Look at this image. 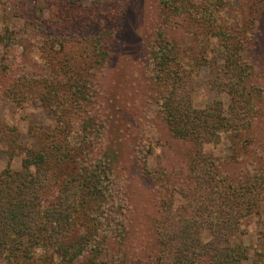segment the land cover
<instances>
[{
	"label": "rangeland",
	"instance_id": "obj_1",
	"mask_svg": "<svg viewBox=\"0 0 264 264\" xmlns=\"http://www.w3.org/2000/svg\"><path fill=\"white\" fill-rule=\"evenodd\" d=\"M71 1L0 0V37L12 39L8 49L0 39V175L6 169L21 171L25 161L37 152L63 149L64 119L84 123L96 116L103 126L96 135L97 159L104 156L115 159L112 162L116 164H111L114 167L110 180V185L111 182L114 185L112 193L115 198L126 197L128 201L127 249L117 252L112 245L108 246L107 254L113 257L123 254L122 259L133 264H158V233L166 223L161 203L173 197L178 211L186 203L178 191L194 181L192 168L199 163L200 154L202 159L227 162L235 156L237 147L223 132L218 141L206 143L199 152L192 142L180 140L171 133L160 113L162 97L171 86L157 79L158 73L154 71L157 62L152 57L163 43L174 42L191 75L190 95L194 107L215 109L225 117L230 107L225 90L229 82L226 61L214 50L216 39L204 37L208 31L204 23L197 25L184 16L169 13L160 0H116L110 5L99 4L96 9L98 0H75L92 11L91 21L66 24L56 21L57 6ZM231 1L234 8L223 18L239 22L247 18L244 23L250 35L242 54L243 64H247L243 86L252 91L261 89L256 97L261 102L259 115L247 117L241 128L238 151L244 153L241 146L246 140H254L253 148L256 144L264 146V110L261 113L264 108V4L259 3L256 10L253 0H239L246 7V16L247 9L251 11L242 17L234 16L237 0ZM105 34L114 35L105 67L82 69L77 76L69 77L70 65L82 61L83 42ZM51 41L64 48L56 45V50H50ZM73 91L78 96L90 97L86 106L79 105L74 112L69 113L65 105L56 112L44 101L56 95L68 98ZM245 156L239 154L234 158ZM145 157L155 172L151 179L143 173L141 163ZM249 158L244 161L246 169L251 168L247 166ZM236 169L228 172L235 173ZM73 170L72 164L50 166L45 180L50 199L60 183L74 174ZM176 185L178 190L175 188L172 192ZM117 199L113 198L114 203ZM259 204L261 217L253 215L241 221L236 236V243L251 249V260L243 264H252L255 249L260 245L258 233L263 228L264 198ZM202 238L205 243L212 239L209 228L203 230Z\"/></svg>",
	"mask_w": 264,
	"mask_h": 264
},
{
	"label": "trees",
	"instance_id": "obj_2",
	"mask_svg": "<svg viewBox=\"0 0 264 264\" xmlns=\"http://www.w3.org/2000/svg\"><path fill=\"white\" fill-rule=\"evenodd\" d=\"M114 1L98 0L95 9L99 4L110 5ZM253 2L256 10L259 3L264 4V0ZM160 3L169 13L207 26L204 37L216 39L214 50L226 61L229 82L225 90L230 98L226 117L215 109H196L190 95L191 75L185 58L174 42L166 41L152 57V61L157 62L154 67L157 79L171 86L160 102L165 123L176 138L192 142L199 152L206 143L218 141L225 132L237 147L234 157L246 156L243 159L231 157L223 162L202 159L200 154L199 163L192 168L194 181L178 191L186 199L185 205L177 211L173 197L161 203L166 223L158 233V264H243L251 260V249L236 243V236L241 221L253 215L261 217L259 203L264 198V146L256 144L253 148L254 140L250 139L242 143L245 154L238 151L243 123L247 117L259 115L261 104L256 98L261 89L252 91L243 86L247 64H243L242 54L250 37L246 31L248 25L244 23L247 18L240 22L232 16L227 21L223 18L234 8L231 0H160ZM57 7L54 15L60 23L92 19V11L78 1L62 2ZM245 8L237 0L234 16L247 17L251 11L247 9L246 16ZM166 17L171 21L169 15ZM90 38L83 42L82 61L70 65L69 77L77 76L82 69L94 70L108 63L106 57L111 53L114 35ZM0 39L7 49L12 46L11 38L10 41L4 37ZM50 45L53 51L56 45L64 48L55 41ZM89 99L88 94L78 96L73 91L68 98L56 95L44 101L56 112L65 105L70 113L79 105L86 106ZM249 122L254 123L252 119ZM101 127L94 115L84 123L64 119L61 127L65 140L61 143L63 149L37 152L25 161L21 171L6 169L1 173L0 257L4 264H133L122 259L123 254L114 257L107 254L108 246L113 245L117 252L127 249L128 201L126 197L117 199L112 193L114 185L113 182L110 185V180L114 171L111 164H116L112 162L114 158L97 159L96 135ZM247 158L250 169L244 164ZM52 164L65 167L72 164L74 174L60 183L57 193L50 199L45 180ZM141 165L143 173L153 178L155 172L149 168L148 157ZM234 168H237L235 173L228 172ZM175 188L178 190V185L172 192ZM113 198L117 199L115 203ZM262 220L263 228L258 233L260 245L255 249L252 264H264V218ZM205 228L212 234L208 243L202 238Z\"/></svg>",
	"mask_w": 264,
	"mask_h": 264
}]
</instances>
